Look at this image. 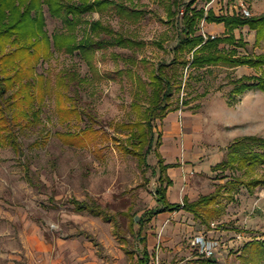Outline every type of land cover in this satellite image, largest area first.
Instances as JSON below:
<instances>
[{"label": "rangeland", "instance_id": "obj_1", "mask_svg": "<svg viewBox=\"0 0 264 264\" xmlns=\"http://www.w3.org/2000/svg\"><path fill=\"white\" fill-rule=\"evenodd\" d=\"M117 1L146 8L150 14L138 25L122 22L112 14L102 17L97 12L87 14L86 20L101 19L115 30L145 41L146 48L137 56L139 60L150 61L153 67L167 60L168 54L158 43L163 42L167 50L171 49L176 44L177 32L168 23L167 12L160 0ZM242 5L252 15L264 12V0H212L210 3L200 2L199 8H213L218 14H237L241 13ZM46 17L51 36L65 30L62 20L53 17L48 9ZM200 32L206 36L224 35L222 27L206 22H202ZM79 35L82 37L83 31ZM236 36L243 38V43L237 47L240 55L264 53V43L257 41L255 31L242 28L236 31ZM225 48L234 47L227 45ZM113 53L133 56L131 50L110 49L106 60L100 55L97 61L104 78L70 91L72 96L79 94V107L93 116L94 124L87 118L79 125L76 120L71 124L64 123L58 110L59 88L56 84L61 74L75 71L81 77L92 78L82 57L54 50L49 59L40 63L39 73L50 80L51 93L42 106L40 123L26 129L24 118L20 123L22 128L18 135L25 156H20L12 145L0 146V264H24V260L30 259L37 262L40 257L44 264V254L38 247L42 242L54 246L60 241L74 239H87L92 244L93 264H131L128 251L133 250L136 242L129 232V220L120 218L123 236L131 243L126 244L116 232L113 221L89 212H77L70 203L73 198L81 201L94 199L113 214L131 211L140 215L156 206L153 191L158 181V176L154 175L158 158L155 155L149 157L152 169L145 176L137 159L122 152L118 146L128 137L119 125L136 117L132 113V104L137 90V76L117 75L127 65L121 60H114ZM136 70L149 80L144 66H138ZM257 73L247 66L184 71L182 90L174 93V101L183 112L179 111L176 126L182 128L187 120L197 130L194 133L201 146L194 148V154L198 155L194 161L196 165L216 164L225 159L228 147L240 137H264V92L253 90L237 94V85L232 82ZM186 101L189 103L183 104ZM165 121L155 123L156 133L162 136L168 130ZM91 125L109 135L110 140L100 142L99 148H103L101 154L92 149L66 146L57 135ZM37 140L40 144L34 145ZM182 146L185 148V141ZM25 162L42 184V190L31 186L26 179ZM205 170L208 174L205 171L200 173L203 171L200 167L191 174L195 187L192 200L204 193L214 192L217 185L227 181L224 176L233 174L232 171L222 173L221 170H212L209 175V169ZM252 176L264 177V166L258 167ZM201 186L203 191H200ZM186 188L183 186L180 191V202L186 196ZM220 209L221 215L211 228L185 211L156 218L150 227L152 264H200L201 257L193 247L194 237L198 234L214 236L223 243L217 264H251L243 262L242 253L246 244L264 240V187L253 194L242 187L236 193L235 201L223 199ZM80 232L87 234L77 236ZM25 245H28V253ZM256 264H264V260Z\"/></svg>", "mask_w": 264, "mask_h": 264}, {"label": "trees", "instance_id": "obj_2", "mask_svg": "<svg viewBox=\"0 0 264 264\" xmlns=\"http://www.w3.org/2000/svg\"><path fill=\"white\" fill-rule=\"evenodd\" d=\"M200 2L210 3L212 0H160L167 12L168 23L177 32L176 44L167 50L164 43L159 42L158 45L168 54V59L153 67L150 61L139 60L137 56L139 51L146 48L145 41L115 30L101 19L89 22L85 18L87 14L97 12L102 17L112 14L122 22L138 25L150 14L146 8L129 6L117 0H0V146L12 145L20 156H25L18 135L22 128L20 123L24 118V129L40 123L42 106L51 93L50 80L39 73L42 60L49 59L54 50L82 57L92 78L81 77L75 71L61 74L56 84L59 88L58 110L64 123L71 124L76 120L79 125L87 118L94 124L93 116L79 107V94L72 96L70 91L104 78L97 66L100 55L106 60L110 49L122 48L133 52V56L112 54L114 60H121L127 65L117 75L124 74L130 78L137 76V90L132 104V113L136 117L119 125V129L128 133V137L118 146L122 152L137 159L145 176L152 169L149 157L155 155L158 158V166L154 168L158 181L153 191L157 205L145 210L136 220L138 213L129 211L113 214L94 199L70 200L77 212H89L113 221L116 232L127 244L131 243L123 236L120 218L129 220V232L136 242L129 252L131 264H152L148 232L160 214L183 210L211 228L221 215L223 199L235 201V195L242 187L251 194L264 187V177L252 176L258 167L264 166V137L244 136L228 147L227 157L214 167L215 171H232L233 174L224 176L227 181L217 185L213 193L193 201L186 197L181 203H172L168 198L173 181L167 174L169 166L160 152L163 136L156 133L155 123L159 120L164 122L171 113L182 110L174 101V93L182 90L184 71L218 66L251 67L259 73L233 80V84L237 85L235 93L253 90L264 92V53L240 55L237 47L243 43V38L238 39L236 36L237 30L249 28L256 32L257 41L264 43V13L250 17L242 12L218 14L212 8H199ZM46 9L53 17L62 20L64 31L52 36L49 34ZM202 22L224 25V35L205 36L200 32ZM80 31H83L82 37ZM227 45L234 48L227 49ZM138 66H144L149 73V80L138 74ZM57 135L66 146L92 149L100 154L103 149L99 148L100 142L110 140L107 133L92 125L75 131L59 132ZM38 144L39 140L34 143ZM24 167L25 177L31 186L42 190L43 186L32 174L30 165L25 162ZM243 250L244 263L256 264L264 260V240H254L246 244ZM199 262L218 263L211 258H200Z\"/></svg>", "mask_w": 264, "mask_h": 264}, {"label": "crops", "instance_id": "obj_3", "mask_svg": "<svg viewBox=\"0 0 264 264\" xmlns=\"http://www.w3.org/2000/svg\"><path fill=\"white\" fill-rule=\"evenodd\" d=\"M210 25H213V24H210ZM218 26L222 27L225 33L224 25L222 26L218 25ZM180 112L182 111L180 110ZM178 113L179 111L173 112L166 118L165 124H168V130L163 135V145L160 148V152L163 155L166 161V164L169 166L167 170V174L173 181V185L169 188V191H168V198L172 203H181L178 200V198L180 196V191L182 190L183 186L187 187L186 196L184 198L187 197L190 200L193 199L192 193L194 192L195 187H194V178L191 176V174L193 173L195 169L198 171L200 167L201 169H203V171H201L200 173H203L204 171L206 172L205 169L208 168L209 175H210V172L212 173V170L214 171V167L217 166L222 161H224V158H223L222 160L218 161L216 164L208 163L206 165L205 164H202L199 166L196 165L194 161L198 157V155H196V153L194 154V148H196L197 146V149H199V146H201V144L199 145L196 140L197 135H195L194 133L196 129H194L195 127L191 123H189L187 120H185V122L183 123V127L178 129V127L176 126L178 125L177 122L179 119ZM184 141L186 142L185 148L182 146ZM206 173L208 174V172ZM201 187H199L200 191L201 190L203 191L204 188L203 187L201 188ZM204 195H209V194L204 193L201 196H204ZM156 205H157V202H156ZM132 213H135V212H132ZM174 213L176 212H173V213L165 212V213L160 214L158 217H160L161 215L174 214ZM139 216L140 214L138 213V215L136 216V220H138ZM108 221H111V220H108ZM136 228H138V226ZM86 234H87L86 232H80L77 234V236L84 237ZM87 241H88L87 239H74V240H71L70 242L60 241L58 245L57 244L54 245L55 247L52 246V244L48 245L42 242L41 243L42 245L38 247H40L39 251L43 252L44 254V257H43L45 260L44 264H77L80 262L84 264H93L92 259L94 255L92 252L93 251L92 244H90V242H87ZM148 245L150 249L151 247L150 230L148 232ZM25 249H26V252L28 253V245H25ZM129 252L130 251H128V256H129ZM37 263L42 264L41 257L39 258V260H37V262L31 259L30 261L24 260V264H37ZM10 264H13V263H10Z\"/></svg>", "mask_w": 264, "mask_h": 264}, {"label": "built area", "instance_id": "obj_4", "mask_svg": "<svg viewBox=\"0 0 264 264\" xmlns=\"http://www.w3.org/2000/svg\"><path fill=\"white\" fill-rule=\"evenodd\" d=\"M242 9V14L250 17L252 14L251 12L245 8L244 5ZM205 35V34H204ZM206 36V35H205ZM193 247L195 248L197 254L201 258H211V259H218V254L220 253L223 243L220 239L214 236H208L205 234H198L194 237L193 240ZM218 262V260H217Z\"/></svg>", "mask_w": 264, "mask_h": 264}]
</instances>
